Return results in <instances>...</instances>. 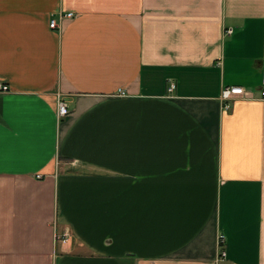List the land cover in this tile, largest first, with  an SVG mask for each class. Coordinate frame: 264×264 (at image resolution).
<instances>
[{"label":"crops","instance_id":"crops-1","mask_svg":"<svg viewBox=\"0 0 264 264\" xmlns=\"http://www.w3.org/2000/svg\"><path fill=\"white\" fill-rule=\"evenodd\" d=\"M263 71L264 0H0V264H264Z\"/></svg>","mask_w":264,"mask_h":264},{"label":"built area","instance_id":"built-area-1","mask_svg":"<svg viewBox=\"0 0 264 264\" xmlns=\"http://www.w3.org/2000/svg\"><path fill=\"white\" fill-rule=\"evenodd\" d=\"M73 13L64 14L62 12L54 14L53 18L50 21V28L55 30L58 28V21L64 20L66 18H73ZM227 34H231L232 30H227ZM175 89V84L171 83L169 91L172 92ZM10 92V87L8 84H5L0 81V94L8 93ZM247 97V92L242 87L238 86H228L224 87L221 93V103H222V110L223 111H229L231 109V102L233 100H239L244 99ZM261 99L264 100V71H263V80H262V90H261ZM69 108L68 105L64 101H60L58 103L57 108V116L60 119L66 118L69 115ZM57 238L59 240H62L63 242H67L69 238V231L65 230L61 235H57ZM225 237L223 235H220L218 237L217 242V260L216 264H222L226 258V251L224 249L225 247Z\"/></svg>","mask_w":264,"mask_h":264}]
</instances>
